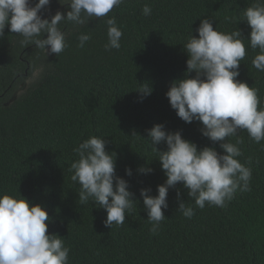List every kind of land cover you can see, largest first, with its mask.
Here are the masks:
<instances>
[{
	"label": "trees",
	"instance_id": "trees-1",
	"mask_svg": "<svg viewBox=\"0 0 264 264\" xmlns=\"http://www.w3.org/2000/svg\"><path fill=\"white\" fill-rule=\"evenodd\" d=\"M256 2L124 0L106 17L83 25L62 21L67 47L58 56L22 46V37L5 27L0 37V195L21 194L46 208L48 232L60 235L70 249L68 264H264V140L256 143L246 130L237 134L243 140L238 160L252 171L251 190L238 191L225 207H197L178 183L169 189L168 208L162 209L166 218L152 234L140 196L144 187L156 195L166 179L146 138L155 124L180 130L198 148L222 151L201 134L199 121L180 119L166 96L170 83L184 77L183 44L198 36L201 19L212 20L221 32L241 31L246 56L237 79L258 90V107L264 108V71L252 65L258 49L249 46L251 29L243 16ZM144 5L150 15L143 14ZM58 10L66 15L70 9L51 0L41 16L50 18ZM110 17L123 33L119 49H105ZM82 33L91 39L80 48ZM146 84L153 91L144 97L136 90ZM90 136L107 141L106 150L116 155V174L128 180L137 201L122 225L106 227V210L81 204L80 185L71 180L70 166L79 158L74 149ZM141 166L152 172L139 173ZM126 167L132 176L125 174ZM177 190L193 207L191 218L178 211Z\"/></svg>",
	"mask_w": 264,
	"mask_h": 264
},
{
	"label": "clouds",
	"instance_id": "clouds-1",
	"mask_svg": "<svg viewBox=\"0 0 264 264\" xmlns=\"http://www.w3.org/2000/svg\"><path fill=\"white\" fill-rule=\"evenodd\" d=\"M50 2L0 0V37L8 26L10 32L22 37V46L34 45L47 55L58 56L67 47L65 34L59 27L62 21L83 25L93 17H106L124 0H66L65 3L59 0L69 7L67 14L58 10L50 18H42L41 13ZM142 12L150 15V6L144 5ZM243 16L251 29L247 37L249 46L258 49L252 65L264 71V0L247 7ZM106 23L105 49H119L122 30L115 17L108 18ZM195 31L198 36L192 34L183 44L188 57L184 77L170 83L166 96L180 119L186 123L199 121L201 134L213 144L219 143L222 151L212 146L198 148L180 130H166L163 123L146 130V138L157 152L166 176L164 183L157 185L156 195L151 194V187L140 189L152 234L158 232L160 222L166 218L162 209L168 208L169 189L178 183H182L189 199L201 209L206 203L225 207L238 191H250L252 171L238 160L243 140L237 134L246 130L256 143L264 140V108L258 107L261 103L258 90L237 79L240 63L246 56L241 31L221 32L208 18L201 19ZM90 39V34H80L78 47L83 48ZM193 72L195 75H190ZM136 91L146 97L153 89L146 84ZM229 137H237L236 142H227ZM106 143L104 137L85 139L74 149L79 158L71 164L70 171L71 180L80 185L79 202H91L105 209L104 224L111 228L113 224H124L126 212L131 213L137 201L129 190L128 180L116 174V155L106 150ZM161 143L166 144V150L157 147ZM137 171L147 175L152 169L141 166ZM125 174L133 175L131 167L125 168ZM176 195L178 211L191 218L193 207L181 199L179 190ZM49 221L43 205L21 194L20 198L0 195V264H68L70 249L60 235L48 232Z\"/></svg>",
	"mask_w": 264,
	"mask_h": 264
},
{
	"label": "rangeland",
	"instance_id": "rangeland-1",
	"mask_svg": "<svg viewBox=\"0 0 264 264\" xmlns=\"http://www.w3.org/2000/svg\"><path fill=\"white\" fill-rule=\"evenodd\" d=\"M27 82H28V79H27ZM24 86H25V85H22V86H21V89H22Z\"/></svg>",
	"mask_w": 264,
	"mask_h": 264
}]
</instances>
